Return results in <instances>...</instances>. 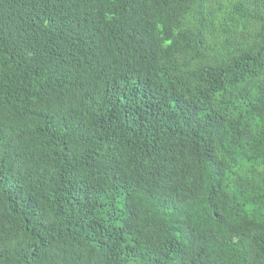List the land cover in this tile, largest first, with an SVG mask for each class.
<instances>
[{"label": "trees", "instance_id": "obj_1", "mask_svg": "<svg viewBox=\"0 0 264 264\" xmlns=\"http://www.w3.org/2000/svg\"><path fill=\"white\" fill-rule=\"evenodd\" d=\"M0 264H264V0H0Z\"/></svg>", "mask_w": 264, "mask_h": 264}]
</instances>
